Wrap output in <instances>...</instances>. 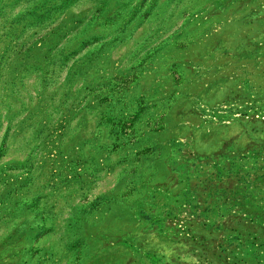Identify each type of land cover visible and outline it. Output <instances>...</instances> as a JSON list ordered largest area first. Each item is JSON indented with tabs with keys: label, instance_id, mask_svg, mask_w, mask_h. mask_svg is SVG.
Masks as SVG:
<instances>
[{
	"label": "rangeland",
	"instance_id": "obj_1",
	"mask_svg": "<svg viewBox=\"0 0 264 264\" xmlns=\"http://www.w3.org/2000/svg\"><path fill=\"white\" fill-rule=\"evenodd\" d=\"M0 264H264V0H0Z\"/></svg>",
	"mask_w": 264,
	"mask_h": 264
}]
</instances>
